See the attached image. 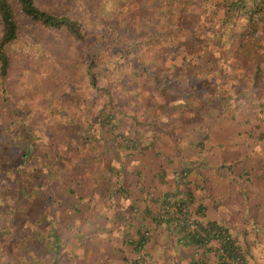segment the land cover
<instances>
[{"label":"trees","instance_id":"obj_1","mask_svg":"<svg viewBox=\"0 0 264 264\" xmlns=\"http://www.w3.org/2000/svg\"><path fill=\"white\" fill-rule=\"evenodd\" d=\"M90 2L94 6L93 15H107L110 21L103 25L100 23L97 39L86 44L90 51L85 71L91 86L89 90L83 91L84 100L78 98L72 81H68L70 91L67 100L61 98V84H54V80H51L49 83L54 85L47 88L52 92L49 97L43 96L50 104L51 111L43 110L38 114L33 110L32 115H28L27 109L5 96L8 91L5 81L12 63L10 49L19 39L22 23H35L42 30L67 29L79 42H83L87 34L89 37L91 35L83 30L79 19L58 14L37 0H0V94L3 101V104L0 102V112L7 116L6 139L0 141V165L4 164L0 167V189L16 186L17 173L14 168L18 171L22 169V164L30 158L28 154L31 148H41L36 163L39 170L34 176L24 175V184L32 183L33 178L36 182L43 175L45 178V174L50 172L51 165L43 164L41 159L42 143L40 146V142L33 140L36 129L45 139L46 149L54 147L55 158L60 164L69 154L58 151L63 148L61 140L67 136L64 135L65 131H69L80 143L79 152L84 154L85 148L88 153L86 156H77L79 165L91 168L92 176L106 174L115 177L109 184V198L115 200L114 194L123 188V175L128 166L126 156L136 155L147 146L136 127L141 122L142 112L139 109L146 96L153 102L156 99L157 102L151 104L155 111L156 104L163 101L161 94H153L155 90L159 93L171 91L173 96L185 101L182 103L184 106L196 101L203 105L201 102L207 98L211 99L213 106L220 103L223 107L229 105L231 109V106L241 104L242 109L247 108L249 114L241 119L247 121L256 118L253 115L258 105L264 109V85L261 84L264 82V0H142V5L135 8L132 16L121 5L114 9L113 4H110L113 0H100L94 4ZM139 28L142 32H139ZM253 52L258 55L255 57ZM92 66L97 67L99 72L105 71V74L98 75ZM102 79L107 83L104 87H98L97 82ZM95 103L101 105L98 111L94 108ZM144 104H147L145 99ZM84 108L88 110L86 116L79 114V109ZM197 116L195 114L191 118L194 120ZM48 119L56 123L47 125L44 121ZM149 120L155 121L152 117ZM17 136L21 139H17ZM203 137H200V142ZM27 140H32V145ZM10 142L13 144L12 149ZM4 148L8 153H3ZM46 149L44 154H47ZM4 156L7 163H3ZM18 156L23 161L17 160ZM64 166L72 181L67 180L69 188L63 186H68V182L55 184L58 188L55 193L59 191L58 201L64 203V207L62 203L57 208L53 206L59 213L55 214L53 209L47 219L54 223L66 215L78 214L80 209L75 205L82 204L79 198L83 195L81 189L85 186V177L77 172L78 167L75 168L73 162L70 166ZM101 170L106 173H101ZM50 180L52 178H49L48 183ZM41 184L38 182L37 186L41 187ZM51 190L53 186L49 187L47 194ZM49 197L48 194L42 201L46 202ZM16 201L18 199L15 200L9 194L0 198V206L2 202H11V208L0 207L5 213L0 214V239L8 240H0V246L6 244L8 248L5 259L0 255V264H47L49 246L53 240L48 241L46 229L52 224L39 220L38 209L18 211ZM188 205L186 198L171 193L159 214L161 216L166 212L167 216L161 218L168 219L179 213L181 206H185L190 217L177 216V219L183 226V236L186 234L193 246L207 248L205 245L208 242L217 240L219 259L248 264L245 254L227 227L213 220L197 221L193 216L196 213L192 214ZM199 208L200 205L198 211ZM27 211L30 215L26 218ZM192 221L194 227L190 225ZM41 223L43 225L37 229ZM29 224L38 225V236L35 235L36 239L26 243L22 240V232ZM55 230L53 227L52 232ZM133 246L139 251L142 240ZM52 264H58V257ZM191 264L208 262L197 257L191 260Z\"/></svg>","mask_w":264,"mask_h":264},{"label":"crops","instance_id":"obj_2","mask_svg":"<svg viewBox=\"0 0 264 264\" xmlns=\"http://www.w3.org/2000/svg\"><path fill=\"white\" fill-rule=\"evenodd\" d=\"M153 94H161L163 101L156 104L155 111L151 104L157 102L156 99L153 102L146 96L144 99L147 104H144L143 99L139 109L142 112L141 122L136 127L147 146L140 153L127 158L128 166L123 175V188L114 194L115 200L109 198V184L115 180V177L106 174L92 176L91 168L87 165H79L77 156H86L88 153L85 148H83L85 155L79 152L80 143L73 138L72 133L65 131L64 135L67 136L61 140L63 148L58 150L69 153L64 159L65 162L61 161L63 164L57 162L54 147L46 149L44 139L40 138V135L42 136L40 132L37 133L38 138L33 139L40 142V146L42 143V152L46 149L53 156L48 162L51 170L45 174V178L43 175L36 182L33 178L32 183L24 184L22 181L24 175L34 176L36 170H39L38 167L36 168V163L40 150L32 148L29 160L16 172L15 185L20 196L16 206L18 211H24L28 207L38 209L39 212L43 210V207L34 205L33 199L42 201L48 196L47 190L50 186L72 181L64 165L70 166L73 162L75 168L78 167L77 172L85 175V186L82 183L84 188L81 189L83 195L79 198V203H82L79 206L82 209L81 217L76 218L74 213L71 216L66 215L55 223L51 220L52 226L46 229L48 241L53 240V244L49 246L47 264H52L56 257L58 264H191V260L197 257L205 259L208 264H238L235 260L219 259L217 240L208 242L205 245L207 248L193 246L186 234L183 236L184 229L176 215L172 214L173 216L168 219L161 218L159 213L171 193L187 199L188 208L192 214L196 213L193 216L198 219L197 221L213 220L227 227L245 254L248 264H264V109L258 105V123L253 119L242 120L240 117L242 112L234 116L233 120H226L220 116L224 117L225 109L229 110L230 106L223 107L220 103L213 106L210 98L202 101L203 105H199L196 101L190 106H184L182 103L185 101L173 96L171 91L159 93L155 90ZM100 106L99 103H95V110ZM235 106L240 110L241 104ZM242 111H245V108ZM79 112L86 116L88 110L79 109ZM209 113L212 115L217 113L218 118L212 119ZM195 114L198 116L193 120L191 117ZM149 117L155 121H150ZM216 119L219 121L217 122ZM257 124L258 140L254 141L253 137L246 136V133L248 128L252 130V126ZM130 126L131 122H129ZM130 134L136 133L130 132ZM202 136L204 137L200 142ZM230 141H232L230 149L234 150L236 147V153L240 154L238 157H230V160L236 161L235 170L248 168L242 165L244 159L246 161L250 159L252 162L250 167L253 172L249 175L250 179L246 180L247 186L244 187L249 192L258 191V202L254 200L249 202L251 206L247 207L249 212L243 213L239 219L228 212L235 208V205L227 204L226 200L212 202L210 199V196L217 194V191L214 192V187L219 186V182L223 180V174L217 175L212 170L211 163H217L220 168H224L228 161L225 156L226 150L215 147L218 144L227 146ZM196 142L201 146L200 148ZM248 143L255 144L257 149L243 156L241 151ZM211 146L215 151L213 153L210 152ZM206 149L208 150L205 151ZM200 152L203 155L200 156ZM17 158L23 161L20 156ZM257 163L258 170L255 171L253 166L255 167L254 164ZM25 166L27 169H24ZM75 177L77 179L76 175ZM49 178H52L50 183H48ZM76 179L73 181H77ZM38 182L42 183L41 187L37 186ZM223 182L222 186H226V182ZM67 185L63 184L69 188L70 183L68 182ZM249 185L251 187H248ZM36 188H39V191L34 192ZM24 194L25 196L29 194L28 205H25V201H21ZM199 205L200 211L197 210ZM42 225L43 223L40 226L36 225L37 229ZM36 226L29 224L22 232V235L24 234L22 240L30 243L36 239L35 235L38 236ZM53 227L56 229L54 232H52ZM49 232L52 233L48 235ZM141 240L142 246L137 251L133 245ZM257 241L258 251L254 249ZM1 246L0 255L4 258L8 248L6 244Z\"/></svg>","mask_w":264,"mask_h":264},{"label":"rangeland","instance_id":"obj_3","mask_svg":"<svg viewBox=\"0 0 264 264\" xmlns=\"http://www.w3.org/2000/svg\"><path fill=\"white\" fill-rule=\"evenodd\" d=\"M37 1L40 4L44 5L45 7L47 6L50 10H53L58 14H65L70 17L79 19L83 30L86 33L89 32L91 36L89 37V35L87 34L84 41L79 42L77 41L76 38H74L73 35H71V33L67 29H62L59 31L42 30V28H40L35 23L34 24L22 23L19 32V39L16 41V44L12 46L13 49H10L11 52L10 54L12 56V63L8 73V77L5 81V85L8 88V91L5 94V96H8L10 99H13L16 103L19 104L21 108L27 109L26 111L28 115H32L33 110H35V112L37 111L38 114L40 113L39 111L44 112L43 110H45V112L46 110H48L49 112L51 111L50 104L47 103L48 102L47 99L43 97V96L49 97L48 95H50V93L52 92L50 88H47V86L51 85V83H49L51 80H54V84L55 83L61 84L62 87V90L60 91L61 98L67 100V93L70 91L68 81H72L75 86L74 91L76 92L78 98L80 100L81 99L84 100L85 96L83 91H86L87 89L89 90L91 86V83L88 82L87 80L88 76H87V72L85 71V64L88 62L87 55L88 52L90 51L87 49L86 44L94 42V39L95 40L97 39L98 32L99 30H101L100 23L103 25V24H107L110 21V17H107V15L98 17L96 16V14L95 15L92 14V11H94L93 8L94 6L91 5L90 1H92L94 4L100 0H37ZM113 1L114 2H111L110 4H113L114 9H117V7L121 5L125 7L124 9H126L127 12L131 14V16L133 13H135V8L138 5L140 6L142 5V0H113ZM107 29H111V28L107 27ZM139 30H140L139 32H142L140 28ZM105 31L107 32L108 30ZM247 47H249V45ZM253 55H255L256 57L258 53L253 52ZM92 68L94 71L96 72L98 71L97 67L92 66ZM97 73L98 75L103 76L105 74V71L103 72L98 71ZM84 83L86 84L84 85ZM106 83L107 82L104 79H102L101 81L97 82V85L98 87H104ZM54 84H52L51 86H53ZM261 84L264 85V82H262ZM39 93L40 94L43 93V95H41L40 97ZM0 102L1 104H3L1 94H0ZM213 102L214 101H212V103ZM92 104H94V102ZM76 107H80V106L76 105ZM236 107L237 106H234L229 110L225 109L224 117L222 116L220 117L226 120H233L234 116H238V114H240V112L242 111V105L240 110H237ZM3 109L4 108H1V110ZM246 109L247 108H245V111L241 113L240 115L241 118H243L244 115L249 116ZM254 111H255V115H253V117L256 118H253V120L258 122V108L254 109ZM210 115L212 119H214L215 117L218 118L217 113H213V115L212 114ZM6 121H7V116L0 112V136H1L0 141L2 139H6V132H5V125H7ZM216 121L218 122L219 119H216ZM44 122L49 125H54L56 123L54 120H50V119ZM30 123H32V120H30ZM37 133H39V131H37L36 129V132L33 136L34 139L38 138L39 134ZM247 135H251L254 141L258 140V137H256L258 136V124L252 126V130H249L248 128V132L246 133V136ZM16 138L21 139L19 136H17ZM30 141L27 140L26 142H29L32 145V140ZM50 143L51 142H47V144ZM57 143L58 142H56V144ZM231 144L232 141H230V144L227 145L228 147L220 144H218L217 147H215L216 149L221 147L226 150L225 156L226 158H228L227 159L228 161L227 163H225L226 165L223 166L224 168H220L217 163L214 162L211 163L212 170L217 175L223 174V180L219 182V186L216 185L217 188L213 186L214 192L217 191V194L210 196V199L212 202H215L216 200H221V201L226 200L227 204L235 205V208L228 210V212L233 216H235L236 219L237 218L239 219L243 213L249 212V209H247V207L248 208L251 207L250 206L251 201L254 200L255 202H258V191L253 190L252 192H249L244 187L247 186L246 180L250 179L249 175L252 174L253 172L252 168L250 167V164L252 162H250L251 161L250 159H247L248 161L244 159L242 160V165L243 167L248 166V168L244 170H235L234 164L236 161L230 160V157L231 156L238 157L240 154L236 153L237 152L236 147H234V150L230 149ZM10 146L12 149L13 148L12 142H10ZM200 147L201 146H199V148ZM254 149H257L255 148V144L248 143L246 144V148H244V150L241 151V154H243L244 156L246 153L251 152ZM6 150L7 149L4 148L3 153H8ZM30 150L31 151L28 154V157L32 155L31 154L32 148ZM39 150H41V148ZM207 150L208 149H206L205 151ZM210 152L211 153L215 152L212 146L210 147ZM201 155L203 154L200 152V156ZM51 157L53 156H51L48 151L47 154H44V152H42L41 159L43 160V164L48 163L51 160ZM126 157L127 158L130 157V155ZM3 159H5V156L3 157ZM6 160L7 159H5L3 163H7ZM2 165L4 164H1L0 167ZM254 165L255 167L253 166V168L255 171H257L258 163ZM261 166L262 164L260 165V167ZM14 169L15 172L18 171L16 170V167ZM24 169H27V167L25 166ZM28 169H30V166L28 167ZM216 170H218L220 173L217 172ZM104 172L106 173V171ZM82 176L85 177L84 174H82ZM223 181L226 182V186H222L224 183ZM210 182L212 183L213 181ZM55 184L53 185V190H51L52 194L51 192L48 193L50 195L49 197L50 199H47L46 202L45 201L40 202V199H33L32 201L34 202V205L43 207V210L41 209L38 214L39 220L40 221L44 220L45 222H49L50 224H52V222L50 219H47L48 215L53 213V209L55 210L54 211L55 214L58 215L59 213V211L56 210V208H54L53 206L57 207L59 204L60 205L63 204L64 206V203L58 201L57 195L59 194V191L57 194L55 193V191L58 190ZM248 187H251V185H249ZM5 188L6 189H0V198L8 194L13 195V197H15V200H17L20 197L19 195H17L18 191L16 190L17 189L16 186L15 187L13 186L12 188H8V187ZM37 191H39V188L34 189V192ZM26 195L28 196H25V194L23 195V199L21 201L23 202L25 201V205H28V203L30 202L29 200L30 197L29 194ZM40 196L42 195L40 194ZM17 202L18 201H16L15 206H17ZM32 202L30 203V206L32 205ZM45 203H47L46 207H45ZM255 205L258 207V203H256ZM1 206H3V209L5 208V206H10L11 208V202H7V203L2 202ZM75 206H77L80 209L78 205ZM28 208H26V210ZM3 209L0 208L1 215H5ZM18 209H20L19 206ZM80 213H82V209H80L79 214H74L75 217L76 218L81 217ZM26 215H27L26 218L29 217L30 212L27 211ZM60 215L62 214L60 213ZM36 217L37 216H35V218ZM255 248L258 251V241L254 246V249Z\"/></svg>","mask_w":264,"mask_h":264},{"label":"built area","instance_id":"obj_4","mask_svg":"<svg viewBox=\"0 0 264 264\" xmlns=\"http://www.w3.org/2000/svg\"><path fill=\"white\" fill-rule=\"evenodd\" d=\"M176 216H178L179 218H183V217H185V218H187V217H190L189 215H188V213L186 212V208H185V206H181V210H180V212L179 213H176L175 214ZM167 216V213L165 212V213H162L161 214V217H166ZM190 225H191V227H194V222L192 221L191 223H190Z\"/></svg>","mask_w":264,"mask_h":264}]
</instances>
